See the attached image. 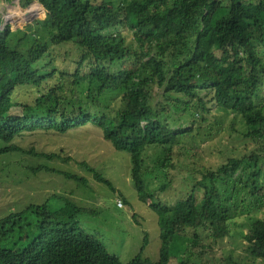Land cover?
Segmentation results:
<instances>
[{"label": "trees", "instance_id": "16d2710c", "mask_svg": "<svg viewBox=\"0 0 264 264\" xmlns=\"http://www.w3.org/2000/svg\"><path fill=\"white\" fill-rule=\"evenodd\" d=\"M35 3L44 9V21L15 32L9 26L0 30V158L17 155L32 176L58 174L90 190L84 177L53 166L68 159L23 149L13 141L25 132L64 134L92 122L121 158L129 155L137 198L158 216L157 262L144 256L146 234L139 254L128 264H191L188 254L199 264H227L205 245L203 233L208 231L214 243L228 238L233 212H249L236 201L245 191L250 190L254 204L264 200L259 186L264 173V0H19L22 9ZM121 28L128 32L122 34ZM65 47L78 58L73 60L77 68L72 85L93 80L99 87L98 93H88L90 106L59 95L65 92L64 79L59 81L64 74L50 71L47 59L53 58L51 48ZM110 67L120 70L110 74ZM155 86L166 87L167 100L160 108L152 106ZM20 87L38 92L32 105L12 103ZM166 105L185 113L194 127L176 128L178 121ZM216 108L240 116L245 125L240 136L255 149L229 157L217 170L190 171L186 178L194 183L192 193L169 206L159 195L172 187L169 173L177 170V150L182 156L190 152L194 138L205 130L203 115ZM100 113L107 115L101 118ZM152 148L155 158L147 154ZM86 169L117 192L105 174L88 165ZM155 178L163 180L158 189L149 183ZM63 202L67 213L47 202L5 210L0 264H123L97 234L84 228L85 215L76 205L69 199ZM244 239L251 264L264 262V219L253 222Z\"/></svg>", "mask_w": 264, "mask_h": 264}, {"label": "rangeland", "instance_id": "374dc122", "mask_svg": "<svg viewBox=\"0 0 264 264\" xmlns=\"http://www.w3.org/2000/svg\"><path fill=\"white\" fill-rule=\"evenodd\" d=\"M10 12H20L21 15L10 16ZM45 19L46 13L37 3L28 9H22L19 0H13V3H0V30L9 26L11 31L15 32L25 29L29 24L35 25L36 22H42ZM119 31L122 34L128 32L122 28ZM129 42L131 41L129 40ZM51 49L53 58L47 59L51 61L48 68L50 71L54 69L64 74V77H60L59 81L64 79L65 92L59 95L67 101L77 98L83 104L90 106L88 93H98L99 87L96 86V82L88 80L87 83L73 86V76L77 68L74 61L78 60L77 55L70 51V47ZM119 70L120 68L110 67L109 73L113 74ZM83 71L89 74L86 67L83 68ZM165 92L166 87L155 86L153 88L152 106L160 108L165 105L167 100ZM37 95L38 92H35L32 87H20L16 89L12 103L30 106L35 102ZM261 101L264 105V90ZM74 102L76 103V101ZM166 108L178 121L176 128L188 130L194 127L191 120H185V113L177 112L174 107L167 105ZM93 111L92 109L90 112ZM106 115V113H100L99 117L102 118ZM203 116L205 121L203 129L205 130L194 138L195 146L188 144L190 145L188 154L184 153L182 156V152L177 150L176 157L180 158L177 162V170H172L169 173L174 182L170 189L159 195L160 199L169 206H174L180 199L192 193L194 183L192 184L186 178L190 171L201 167L217 170L227 163L229 157L243 156L255 149L252 142L240 136V133L245 129L240 116L224 113L218 108ZM85 125L80 126L78 130L73 129L64 134L55 131L25 132L23 136L17 137L13 144L28 150L34 148L40 153L60 154L62 159H68V162L56 161L53 166H56L57 171L84 177L88 181L90 190L84 189L76 182L67 180L58 174L37 178L26 173L24 166L19 165L24 162V158L17 155L2 156L0 158V220L5 217L3 212L8 208L17 212L18 207L22 210L35 203L47 202L56 211L67 213V209L63 207V199H69L85 215L81 223L84 228L92 234H97L107 245L109 252L116 256L121 263H130L139 254L146 234L149 235V246L144 256L152 262H157L160 248L158 216L152 207L140 203L137 198L130 174L129 155L125 154L126 156L121 158L112 145L105 140L101 130L93 126L92 122ZM173 125L174 122H171V126ZM196 127H198L197 124ZM154 150V148L148 150L147 154H151L155 158ZM27 159L25 158V160ZM86 165L105 174L117 192L114 193L106 185L97 182L93 173L86 169ZM147 166H151L155 174L159 173V168L154 167L153 163L150 164L147 161ZM195 176L201 179L200 174L197 173ZM162 182V179L157 180L156 178L149 181L151 188L155 189H158ZM259 186L264 189V173L259 177ZM119 192L122 193L130 206L123 202ZM197 194L198 198L202 199V195ZM249 194L250 190H247L236 200L240 207L248 209L249 212L239 214V209L237 213L233 212L232 225L234 227H232L228 238L214 243L208 231H206L207 234L203 233V236L206 235L203 240L205 245L210 246L216 255L225 258L227 264H251V258L248 256V244L244 237L249 233V226L253 222L264 219V200H260L261 203L258 205L254 204ZM119 202L123 203L121 207ZM70 210L72 209H69V215H72ZM186 259L191 261V264H199V260L191 254H188ZM257 264H264V262L258 260Z\"/></svg>", "mask_w": 264, "mask_h": 264}, {"label": "clouds", "instance_id": "9594fccd", "mask_svg": "<svg viewBox=\"0 0 264 264\" xmlns=\"http://www.w3.org/2000/svg\"><path fill=\"white\" fill-rule=\"evenodd\" d=\"M9 15L10 16H18V15H21V13L20 12H10ZM118 204L120 207L123 205L122 202H119Z\"/></svg>", "mask_w": 264, "mask_h": 264}]
</instances>
